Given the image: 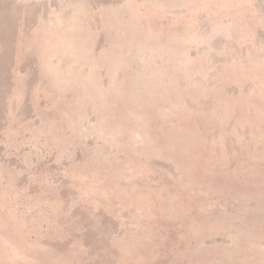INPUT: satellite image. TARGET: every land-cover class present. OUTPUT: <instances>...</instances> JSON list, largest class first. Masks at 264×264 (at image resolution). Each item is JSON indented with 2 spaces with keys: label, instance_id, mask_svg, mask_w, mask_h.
Segmentation results:
<instances>
[{
  "label": "rangeland",
  "instance_id": "obj_1",
  "mask_svg": "<svg viewBox=\"0 0 264 264\" xmlns=\"http://www.w3.org/2000/svg\"><path fill=\"white\" fill-rule=\"evenodd\" d=\"M0 264H264V0H0Z\"/></svg>",
  "mask_w": 264,
  "mask_h": 264
}]
</instances>
